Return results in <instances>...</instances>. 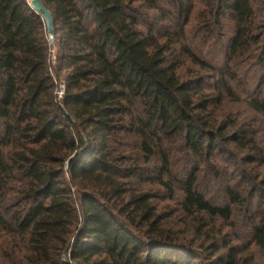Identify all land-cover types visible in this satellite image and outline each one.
I'll return each mask as SVG.
<instances>
[{
	"label": "trees",
	"instance_id": "1",
	"mask_svg": "<svg viewBox=\"0 0 264 264\" xmlns=\"http://www.w3.org/2000/svg\"><path fill=\"white\" fill-rule=\"evenodd\" d=\"M42 1L0 0V264H264V0Z\"/></svg>",
	"mask_w": 264,
	"mask_h": 264
},
{
	"label": "rangeland",
	"instance_id": "2",
	"mask_svg": "<svg viewBox=\"0 0 264 264\" xmlns=\"http://www.w3.org/2000/svg\"><path fill=\"white\" fill-rule=\"evenodd\" d=\"M30 1V0H29ZM194 26H195V24H194V22H192L191 23V25L190 26H188L187 27V33H188V37L190 36V37H192L193 36V38L195 39V40H198V38H199V34L195 31L194 32ZM189 39V38H188ZM52 41V40H51ZM207 49V48H206ZM214 51H216V49L214 50ZM52 56H55V50H54V53H53V55ZM52 57H51V61H52ZM185 68V67H184ZM188 69V67L186 66V68H185V70H187ZM195 75H200V73L198 74H196V73H194ZM230 108L234 111V112H236L239 116H242V115H246L247 113H248V109L246 108V107H244V106H240V105H236V104H231L230 105ZM218 158H214L213 156H211L210 158H208L206 161V163L204 164V174H205V179H204V183H207V181H210V182H212V183H210V184H207V185H205V184H203V187H207L208 188V191H210L209 192V194L211 195V193L212 194H215V195H217L218 193H219V191H220V189H219V186H218V182H215V181H217L216 180V176H215V174L213 173V171H212V168L213 167H215V164L216 165H218L219 163H220V160H221V162H222V169H223V171H226V170H228V168H227V165H226V162H224L222 159L223 158H225L224 156H222L221 158H220V155H218L217 156ZM179 159L177 160V165H182L184 162V158L183 157H178ZM225 161H227V160H225ZM183 162V163H182ZM154 173V174H153ZM148 175H150V176H153V177H156V173L155 172H152V173H149ZM210 179H213V180H210ZM155 189H159V188H155ZM205 189V188H204ZM163 194H165V195H167V192L166 191H164L163 192ZM175 194H177V195H180L181 194V189H179L178 187H176L175 188ZM165 202L166 203H173V201H171V200H165Z\"/></svg>",
	"mask_w": 264,
	"mask_h": 264
},
{
	"label": "water",
	"instance_id": "3",
	"mask_svg": "<svg viewBox=\"0 0 264 264\" xmlns=\"http://www.w3.org/2000/svg\"><path fill=\"white\" fill-rule=\"evenodd\" d=\"M29 4L37 13L42 16L46 23V29L48 34L53 37L55 29L53 14L51 10L45 5L42 0H30Z\"/></svg>",
	"mask_w": 264,
	"mask_h": 264
},
{
	"label": "built area",
	"instance_id": "4",
	"mask_svg": "<svg viewBox=\"0 0 264 264\" xmlns=\"http://www.w3.org/2000/svg\"><path fill=\"white\" fill-rule=\"evenodd\" d=\"M50 38L52 39V36H50ZM58 85L59 86H58V89H57V94L61 98V97H63V95L65 93V83L63 81H59Z\"/></svg>",
	"mask_w": 264,
	"mask_h": 264
}]
</instances>
